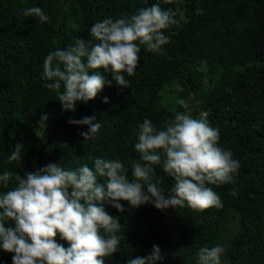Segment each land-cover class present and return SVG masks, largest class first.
<instances>
[{
	"label": "trees",
	"instance_id": "1",
	"mask_svg": "<svg viewBox=\"0 0 264 264\" xmlns=\"http://www.w3.org/2000/svg\"><path fill=\"white\" fill-rule=\"evenodd\" d=\"M154 3L0 0V175L11 171L23 176L49 162L65 169L92 167L102 157L119 159L132 179L130 161L140 158L133 132L139 124L149 119L163 128L175 112L194 118L204 114L220 129L218 146L231 149L241 163L235 185H208L223 206L162 212L151 204L132 209L121 201V213L105 205L123 226L117 233L122 237L119 251L105 258V264H127L129 258L149 254L153 245L165 257L159 264H198V250L216 245L225 248L221 260L226 264H264V0H159L162 8L177 12L180 27L166 31L171 40L160 53L141 46L135 75L125 74L129 89L113 82L93 101L78 102L74 112H67L57 93L44 87L43 63L51 51L68 48L76 39H91L97 21L132 15ZM30 7L42 8L48 22L25 17L23 10ZM101 72L110 79V73ZM169 93L174 98L166 100ZM105 96L107 104L102 102ZM42 114L48 117L43 125L50 134L47 144L36 131ZM93 116L102 126L95 137L84 140L81 133L88 127L69 121ZM17 142L24 145L22 160L8 163ZM155 172L163 180L159 186L170 195L174 179L160 166ZM13 186L14 181L9 188ZM233 187L236 196L230 195ZM232 217L238 219L233 231L228 229ZM58 242L68 247L66 241ZM13 255L0 249V264H12Z\"/></svg>",
	"mask_w": 264,
	"mask_h": 264
},
{
	"label": "clouds",
	"instance_id": "2",
	"mask_svg": "<svg viewBox=\"0 0 264 264\" xmlns=\"http://www.w3.org/2000/svg\"><path fill=\"white\" fill-rule=\"evenodd\" d=\"M22 14L38 17L42 23L49 20L40 7L26 8ZM180 24L177 12L162 8L159 0L135 14L97 21L90 29L91 39H76L72 46L47 55L41 77L48 81L44 87L57 93L67 112H74L78 102L93 101L113 82L121 90L129 89L125 74L135 75L141 46L149 53H160L171 40L166 31ZM101 70L110 73V79ZM102 102L109 103V98L105 96ZM177 103L187 108L184 100ZM47 119L42 114L38 125L46 126ZM94 121L93 116L69 123L86 125L88 131L81 136L88 140L102 126ZM133 132L140 158L130 161L132 179L119 159L102 157L95 158L92 167L65 169L49 162L23 176L11 171L0 175V187L7 189L0 191V249L14 254L12 264H105V258L119 251L122 237L117 233L123 227L105 205L121 213L125 211L121 201L132 209L151 204L162 212L185 206L194 211L223 206L208 185H235L241 163L231 149L218 146L220 129L212 127L206 115L194 118L175 112L163 128L145 119ZM23 150L24 145L17 142L8 163L22 160ZM155 166L174 179L170 195L159 186L163 180ZM12 181L14 186L9 188ZM237 194L233 187L230 195ZM225 251L222 245L201 247L198 264H222ZM164 258L160 247L153 245L149 254L129 258L127 264H159Z\"/></svg>",
	"mask_w": 264,
	"mask_h": 264
},
{
	"label": "rangeland",
	"instance_id": "3",
	"mask_svg": "<svg viewBox=\"0 0 264 264\" xmlns=\"http://www.w3.org/2000/svg\"><path fill=\"white\" fill-rule=\"evenodd\" d=\"M172 88H173L172 90L174 92H177L179 90V88L176 87V86L175 87H172ZM173 98H174V93H169L166 96V100H171ZM36 131H37V134L43 139V141L45 142V144H47V140L50 138V134L45 130L44 126L43 125H40L39 127H37ZM237 222H238V219L232 217L230 219L229 224H228V229L229 230L232 229V231H233L236 228V226H237ZM222 264H226V261L225 262H222Z\"/></svg>",
	"mask_w": 264,
	"mask_h": 264
}]
</instances>
